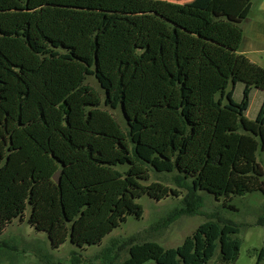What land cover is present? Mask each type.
Returning a JSON list of instances; mask_svg holds the SVG:
<instances>
[{"label": "trees", "instance_id": "1", "mask_svg": "<svg viewBox=\"0 0 264 264\" xmlns=\"http://www.w3.org/2000/svg\"><path fill=\"white\" fill-rule=\"evenodd\" d=\"M195 1L0 0V230L29 207L28 224L51 247L68 239L83 248L126 216L140 218L142 195L178 197L141 182L149 175L127 133L85 83L90 61L106 103L118 96L122 118L137 129L136 149L174 163L176 188L191 202L182 214L201 207L186 177L228 209L234 195L264 197L256 162L264 98L245 118L251 90L264 93V68L239 52L252 0ZM50 47L69 57L39 54ZM227 83L242 84L241 98L230 89L215 107ZM122 162L139 164L119 177L113 167ZM256 223L264 225V207ZM238 232L234 222L209 219L176 247L132 243L121 264H233ZM255 264H264V237Z\"/></svg>", "mask_w": 264, "mask_h": 264}, {"label": "rangeland", "instance_id": "2", "mask_svg": "<svg viewBox=\"0 0 264 264\" xmlns=\"http://www.w3.org/2000/svg\"><path fill=\"white\" fill-rule=\"evenodd\" d=\"M185 1V0H184ZM191 4H198L195 0ZM259 0H252L250 17L254 23L261 21ZM244 36L252 32L251 27L244 22L239 25ZM244 47V46H243ZM41 56H57L67 59L69 56L57 47H50L39 52ZM85 83L92 86L101 97L100 107L107 110L118 121L121 128L127 133L130 147L136 151L141 164L147 171L149 178L141 181L143 184L159 182L169 188L179 191L178 197L168 196L161 200H155L142 195L135 201L142 207V215L135 218L126 216L116 228L110 231L98 244L78 248L71 244L68 239L57 248L50 245L45 232L36 231L27 222L29 207H26L22 220L14 218L0 230V264H121L127 256V250L132 243L153 241L164 248L176 247L183 239L190 235L194 229L206 220L212 219L229 220L239 225V232L235 235L240 238L241 245L237 259L233 264H255L259 250L263 247L264 225H258L257 218L261 215L264 207V197L260 192L234 195L225 202L231 204L234 209L222 206L224 197L215 199L204 191L197 190L196 179L186 177L187 182L196 191L201 199V207L197 214H182L190 204L188 193L184 189L176 188L175 177L179 172L173 162H164L158 152H144L136 149L137 129L131 123L122 118L118 96L111 104L105 100V84L98 79L94 72L91 61L86 65ZM232 88L230 83L223 87L222 91L215 96L213 105L223 104L225 93L230 89L235 101L241 98L242 84L237 83ZM260 106L252 100L245 118L253 120ZM256 162L264 172V151L256 152ZM139 164L134 162L127 164L122 162L114 165L113 169L119 177H124L129 169ZM217 251L211 262H215Z\"/></svg>", "mask_w": 264, "mask_h": 264}, {"label": "crops", "instance_id": "3", "mask_svg": "<svg viewBox=\"0 0 264 264\" xmlns=\"http://www.w3.org/2000/svg\"><path fill=\"white\" fill-rule=\"evenodd\" d=\"M166 1L178 2L183 4L189 2L186 0L185 1L166 0ZM199 1H203V0H199ZM259 3H260L259 4L260 11L262 12L263 17L261 21L254 23L253 19L249 15V17L243 21L247 26L251 27L252 32L248 34L247 37H245L244 31L241 28L243 32V38L240 44L239 52L242 53L244 56H246L251 62L256 63L257 65L264 68V0H259ZM263 98H264V93L262 91L257 89H252L250 92V101L247 111L250 108L252 100L260 106Z\"/></svg>", "mask_w": 264, "mask_h": 264}, {"label": "water", "instance_id": "4", "mask_svg": "<svg viewBox=\"0 0 264 264\" xmlns=\"http://www.w3.org/2000/svg\"><path fill=\"white\" fill-rule=\"evenodd\" d=\"M54 179L58 182L57 176H54Z\"/></svg>", "mask_w": 264, "mask_h": 264}]
</instances>
